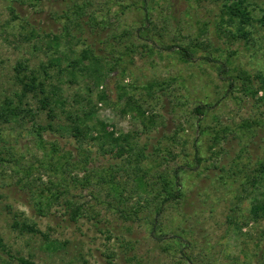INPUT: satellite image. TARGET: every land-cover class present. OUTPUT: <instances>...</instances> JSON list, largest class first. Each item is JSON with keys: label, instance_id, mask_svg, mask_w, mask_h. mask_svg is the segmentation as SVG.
Returning a JSON list of instances; mask_svg holds the SVG:
<instances>
[{"label": "rangeland", "instance_id": "1", "mask_svg": "<svg viewBox=\"0 0 264 264\" xmlns=\"http://www.w3.org/2000/svg\"><path fill=\"white\" fill-rule=\"evenodd\" d=\"M247 1L256 17L264 13V0ZM221 3L0 0V107L10 100L21 109L10 122L0 118V157L6 159L0 162V238L6 249H0V264H19L20 257L36 264H264V217L240 231L231 225L257 192L249 177L264 158V91L253 96L229 89L216 72L218 61L229 58L260 87L264 33L254 22L251 42L221 36ZM91 15L106 24L90 22ZM143 27L144 36L136 31ZM196 38L213 45L190 61L175 48H160ZM82 49L99 58L97 72L70 66ZM18 64L25 68L21 73ZM23 74L36 76L44 93L23 95L18 80ZM153 80L171 81L150 96L143 88ZM123 92L155 116L154 126L144 129L139 118L122 114ZM43 97L49 105L41 106ZM199 105L206 106L202 115L193 110ZM89 111L95 115L90 125L99 119L132 134L147 157L153 188L159 186L158 174L172 177L176 170L182 197L158 216L157 236L151 233L150 206L126 218L110 195L106 182L112 173L129 195L128 211L143 203L132 194L131 167L88 137L78 150L66 114L83 117ZM61 152L75 163L88 161L86 168H68L63 194L56 185L61 168L50 160ZM70 175H86L89 183H75ZM52 192L58 199L47 205ZM64 199L81 205L76 221L69 220ZM23 221L48 239L15 228Z\"/></svg>", "mask_w": 264, "mask_h": 264}, {"label": "trees", "instance_id": "2", "mask_svg": "<svg viewBox=\"0 0 264 264\" xmlns=\"http://www.w3.org/2000/svg\"><path fill=\"white\" fill-rule=\"evenodd\" d=\"M221 4V18L217 27L221 36L223 33H229L233 40L242 39L245 42H251L253 41L252 30L254 28V22L262 28L264 33V13L256 17L254 15V6L251 5L250 2L247 0H222ZM89 21H92L94 24L100 27L101 24H106L105 20L98 19L94 15L89 17ZM142 30H144V27L138 28L136 31L139 32L140 35L143 34L144 36V32L141 33ZM65 34L68 35L67 29L65 30ZM122 34L124 36L126 35V32H123ZM212 45L213 44L209 39L199 40L196 38L189 39L186 42L163 45L160 48L164 50H172L175 48L183 61H190L195 58L198 52L207 51V49L212 48ZM207 58L209 60H214L212 57L207 56ZM96 64H99V58L93 55L89 49H82L80 57L74 59L70 66L72 68L77 67L81 68L83 71L95 73L97 72ZM24 69L25 68L20 64H18L16 67V71L18 73H21ZM216 72L221 80L228 82L229 89H240L243 94L253 96L257 95L259 89L264 91L263 79L259 78L260 87L254 88L253 77L245 70L233 67L229 58L218 61ZM18 80L22 86L23 95L29 92H35L37 89L40 93H44L43 83L41 81L37 82L36 76L31 75V77H28L27 75L23 74L21 77L18 76ZM170 81L171 80H153L147 83L143 89L147 95L151 96L157 90H165L170 84ZM97 99L99 102H103L105 101V95L100 93ZM119 101H123V106L121 107L122 114H132L133 116L139 118L140 124L144 129H148L155 125V116L152 113L147 114L139 101L135 99L133 100V97L127 96L125 92L119 95ZM41 103V106L49 105L48 98L43 97ZM61 104H63L62 101ZM204 106L205 105L196 106L193 110L197 114L202 115L203 108H206V106ZM19 112H21V109L13 106L10 100L5 101L4 106L0 107V118L5 122H10V120L15 119ZM83 114V117L79 115L73 116L71 113L66 114L67 120L70 121L68 129L72 136L76 138L77 143H79V147H77L78 150L81 151L80 147H82L83 139L88 137V139L97 142L99 144V148L104 153H110L117 158H121L122 162L124 163L123 165L131 167V169L136 173V181L133 184L132 194L138 196L143 203L137 201V204L132 206V210L128 211L124 206H126L127 202L129 201V195H124L119 186V182L115 181L112 173L109 175L110 177L106 182L110 186V195H112V199L118 206H123L122 208H118V211L126 218L132 214L139 213L140 209L150 206L154 213V217L151 221V233L154 236H157L159 234L156 233V222L158 216L161 215L167 204L173 201H178L182 197V192L180 189L181 184L179 182L176 170H174L172 177L163 173L158 174L157 176L159 178V186L157 188H153V184H150V181L147 179V171L149 170V167L144 162L147 160V157L144 155L142 149L137 147L136 142L132 138V134L117 131L111 124L99 119H95V121L90 125L88 120L95 118L94 112L89 111L88 113L84 112ZM222 131L224 133V130ZM218 142V135H216L214 144H218ZM168 154H170V151H168ZM5 160V158L0 157V162ZM50 160L51 162L54 160V163L58 164V166L61 168V173L63 174L61 177V184H56L58 187H61V194H63V192L67 189V177H64V174H68L70 172V170L67 172L68 168H73V166H81L86 168V164L88 163L86 157H84L83 160L76 161L77 163L71 161V156L67 152H61V154H57L56 156L54 155V157L50 155ZM196 160L199 162V158H196ZM255 172L256 174L252 177H249V180L251 181L250 185L253 193L254 191L257 192L255 195H252L250 202H248L246 208L247 210L244 213H240L237 218L233 217L231 223V225L236 227L238 231H240L243 226L256 222L264 217V158L263 161L259 163L257 169H255ZM70 179L71 181L82 185L89 183V178L86 175L83 177H78V175H76L72 176ZM47 190L50 189L48 188ZM49 196L50 197L46 198L47 201H45L47 205L53 200L58 199V194L56 192L50 193ZM41 202L42 201H39V203H37V205H39V210L42 209ZM64 203L66 205L65 208L68 213L69 220L76 221L82 215L81 205L76 204L70 199H64ZM14 226L22 232L39 234L44 239H48V236L40 231L35 224H30L26 221H23L15 222ZM0 249L4 252L6 251L5 245L1 238ZM17 260L19 264H36L33 261L21 257Z\"/></svg>", "mask_w": 264, "mask_h": 264}]
</instances>
